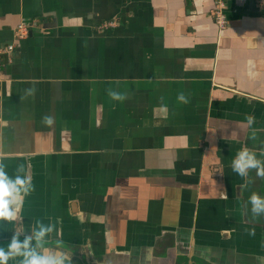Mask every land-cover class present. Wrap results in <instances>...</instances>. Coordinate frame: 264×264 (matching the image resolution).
Segmentation results:
<instances>
[{
    "label": "crops",
    "instance_id": "1",
    "mask_svg": "<svg viewBox=\"0 0 264 264\" xmlns=\"http://www.w3.org/2000/svg\"><path fill=\"white\" fill-rule=\"evenodd\" d=\"M226 3L220 30L216 0H0V48L16 45L0 162L35 186L0 246L42 221L55 224L44 244L86 246L97 264H223L207 225L232 203L231 162L244 147L264 159V0Z\"/></svg>",
    "mask_w": 264,
    "mask_h": 264
},
{
    "label": "clouds",
    "instance_id": "2",
    "mask_svg": "<svg viewBox=\"0 0 264 264\" xmlns=\"http://www.w3.org/2000/svg\"><path fill=\"white\" fill-rule=\"evenodd\" d=\"M108 95L114 101L123 102L127 99L126 93L115 89H109ZM178 99L184 103L188 102L184 93H180ZM246 119L249 125L254 123V117L249 116ZM53 120L54 118L48 115L43 118L42 123L51 125ZM251 138L255 139V133ZM259 156L264 157V149L259 151ZM3 158L0 153V160ZM231 169L242 178H246L248 173L255 169L257 176L264 178V159L258 158L256 150L244 147L232 160ZM24 173L25 166L21 163L16 169V175L9 176L5 165L0 162V230L5 227L4 222L13 223L19 219L25 199L35 191L32 177ZM248 204L251 205L253 214H264V197L253 193ZM248 204H245L246 210ZM54 231L53 223L36 222L27 233L25 227L17 224L7 247L0 246V264H9V261H14L15 264H72V258L66 251L41 247L43 242L51 238ZM254 234L253 230L250 235ZM257 260L264 264V257H257Z\"/></svg>",
    "mask_w": 264,
    "mask_h": 264
},
{
    "label": "flooded vegetation",
    "instance_id": "3",
    "mask_svg": "<svg viewBox=\"0 0 264 264\" xmlns=\"http://www.w3.org/2000/svg\"><path fill=\"white\" fill-rule=\"evenodd\" d=\"M242 185L243 191H241ZM253 193L264 197V178L257 176L255 169L251 170L246 178L239 176L232 196V203H227L229 207H226L215 217L218 224L207 225L210 233L218 231L220 234V241L217 242L222 246L223 264H261L257 257H264V214L255 215L251 212V205L248 204V201ZM245 204H248L247 210ZM199 225L200 220L196 229L199 228ZM191 230L190 243L193 242L194 245L205 243L203 239L206 235L201 234V231H207L206 227L199 229L200 231L192 228ZM253 230L255 234L250 235ZM159 245L163 246L165 250L163 255H166L168 249L173 247L175 243L174 241L172 243L167 241L162 243L161 241ZM41 247L43 249L59 248L66 251L72 258V264H97L96 257L98 254H95V257L90 255L91 257L88 258L83 253L85 251L91 252L86 246H73L56 242L42 243ZM184 260L186 264L191 263V261L194 262L193 264H214L213 262H204L196 257L191 258V260L190 258L179 257L178 264H182Z\"/></svg>",
    "mask_w": 264,
    "mask_h": 264
},
{
    "label": "built area",
    "instance_id": "4",
    "mask_svg": "<svg viewBox=\"0 0 264 264\" xmlns=\"http://www.w3.org/2000/svg\"><path fill=\"white\" fill-rule=\"evenodd\" d=\"M227 8L226 0H216V8L214 11L215 21L218 24L220 30H224L227 27V17L225 14ZM18 31L21 38L26 37L29 34L28 27L24 24L18 27ZM16 49L15 44H10L5 48H0V75L3 72V68L6 64H10L13 61V53Z\"/></svg>",
    "mask_w": 264,
    "mask_h": 264
},
{
    "label": "water",
    "instance_id": "5",
    "mask_svg": "<svg viewBox=\"0 0 264 264\" xmlns=\"http://www.w3.org/2000/svg\"><path fill=\"white\" fill-rule=\"evenodd\" d=\"M167 256H169V249H168V252H167ZM184 256V255H182ZM176 256L173 258V260H171V264H176Z\"/></svg>",
    "mask_w": 264,
    "mask_h": 264
}]
</instances>
